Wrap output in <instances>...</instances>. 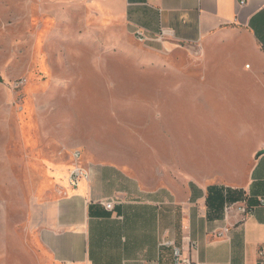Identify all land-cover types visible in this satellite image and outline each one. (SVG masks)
<instances>
[{"label": "rangeland", "instance_id": "374dc122", "mask_svg": "<svg viewBox=\"0 0 264 264\" xmlns=\"http://www.w3.org/2000/svg\"><path fill=\"white\" fill-rule=\"evenodd\" d=\"M46 20L52 25L41 38ZM172 48H147L91 1L0 0V227L11 224L21 239L26 230L22 262L47 264L33 212L59 184L48 163L68 167L67 176L75 164H114L150 188L158 162L175 168L179 152L194 147L190 133L214 134L219 144L224 134L248 132L250 120L214 119L220 106L205 100L214 88L186 97L183 84L204 64L202 50ZM206 139L208 146L199 138L204 174L225 181L248 172V152L238 154L240 168L227 171L232 153L212 152Z\"/></svg>", "mask_w": 264, "mask_h": 264}, {"label": "crops", "instance_id": "0c3cea01", "mask_svg": "<svg viewBox=\"0 0 264 264\" xmlns=\"http://www.w3.org/2000/svg\"><path fill=\"white\" fill-rule=\"evenodd\" d=\"M85 1L97 4L135 38L142 36V44L151 50L200 47L204 64L190 70L195 75L183 84L189 90L186 97L194 99L214 88L205 97L220 106L213 109L214 119L253 123L246 133L224 134L219 144L214 134H188L194 147L178 151L183 155L175 168L158 162L162 170L150 188L118 165L94 162L83 165L88 179L71 186L69 168L48 163L50 178L59 184L33 212L35 241L45 250L47 264H176L173 248L180 250L181 259L205 264H257V250L264 243V206L259 204L264 198V0H246L244 6L240 0ZM51 25V20L44 21L38 36ZM161 31L169 36L158 40ZM208 136L212 152L232 153L227 171L240 168L238 154L248 152V172L225 181L215 172L204 174L199 138L208 146ZM212 187L219 190L220 200L208 204ZM110 199L115 203L107 210L102 202ZM242 201L253 214L233 225L226 238H217L215 233L232 222L226 220L225 207ZM0 228V264H28L21 259L26 258V230L21 239L11 224ZM166 242L172 246H164Z\"/></svg>", "mask_w": 264, "mask_h": 264}, {"label": "built area", "instance_id": "2783aa9c", "mask_svg": "<svg viewBox=\"0 0 264 264\" xmlns=\"http://www.w3.org/2000/svg\"><path fill=\"white\" fill-rule=\"evenodd\" d=\"M241 6H244L246 4V0H240L239 3ZM169 36V32L167 31H161L160 35L157 37L158 40H163L166 37ZM136 39L140 43H144L146 40L140 36L137 35ZM24 85V80H18L15 83V87L18 88L20 86ZM73 159L78 162L79 161V152H74ZM88 179V173L86 172L85 168L80 166L79 164H75L70 171L68 175V183L71 186H76L79 181L81 180H87ZM115 203V200H107L102 202V205L107 209L111 210L113 208V205ZM259 204L261 206H264V198L259 201ZM254 210L245 201H242L239 204L226 206L224 209L225 217L227 221L232 220L231 223L223 227L222 229L218 230L215 235L217 238H226L230 232V228L233 225L243 223L249 216L253 214ZM164 246H172L170 242H166L163 244ZM190 248L192 250H196V244L191 243ZM173 254H174V261L176 264L179 262L182 264H205L201 263L192 259H181V253L178 248H173ZM257 264H264V243L259 246L257 250Z\"/></svg>", "mask_w": 264, "mask_h": 264}, {"label": "trees", "instance_id": "16d2710c", "mask_svg": "<svg viewBox=\"0 0 264 264\" xmlns=\"http://www.w3.org/2000/svg\"><path fill=\"white\" fill-rule=\"evenodd\" d=\"M219 190L216 187H212L209 189V195L207 198V203L210 204V202L214 203L215 200H220Z\"/></svg>", "mask_w": 264, "mask_h": 264}, {"label": "bare ground", "instance_id": "6f19581e", "mask_svg": "<svg viewBox=\"0 0 264 264\" xmlns=\"http://www.w3.org/2000/svg\"><path fill=\"white\" fill-rule=\"evenodd\" d=\"M67 182H68V178H67Z\"/></svg>", "mask_w": 264, "mask_h": 264}]
</instances>
